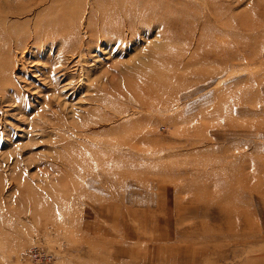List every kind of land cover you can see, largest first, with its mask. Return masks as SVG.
<instances>
[{
	"label": "rangeland",
	"instance_id": "obj_1",
	"mask_svg": "<svg viewBox=\"0 0 264 264\" xmlns=\"http://www.w3.org/2000/svg\"><path fill=\"white\" fill-rule=\"evenodd\" d=\"M0 264H264V0H0Z\"/></svg>",
	"mask_w": 264,
	"mask_h": 264
},
{
	"label": "bare ground",
	"instance_id": "obj_2",
	"mask_svg": "<svg viewBox=\"0 0 264 264\" xmlns=\"http://www.w3.org/2000/svg\"><path fill=\"white\" fill-rule=\"evenodd\" d=\"M155 11V10H154ZM124 19H126V18H124ZM118 37V36H117ZM120 38V37H119ZM155 63H156V61H155ZM155 63H152V64H155ZM152 64H151V66H149V68H148V74H150V73H153V72H155V70L156 69H158L159 68V66H155V65H153L152 66ZM146 70H147V68H146ZM156 73V72H155ZM155 73H154V76H155ZM159 74V73H158ZM157 75V74H156ZM163 75V76H162ZM165 74H161L160 75V77L159 78H163V77H165L164 76ZM154 76H152L153 77V79L155 80L156 78H154ZM149 77H147L145 74H140V71L139 70H136L134 73H132L131 75H129L128 77H127V86L129 87V93H133V96L135 97V96H137V94L139 93V94H141L142 92L144 93V94H146L145 96H147V97H150V96H152L153 94H154V92H155V90L156 91H158V89L160 88V85H158L159 84V82H158V80L155 82V83H158L157 85H153L154 84V82H153V84L152 83H150V85H149V82L147 83V81L150 79H148ZM146 80V81H145ZM153 80V81H154ZM139 82H142L143 84H141V83H139ZM148 85H147V84ZM146 84V85H145ZM152 84V85H151ZM115 88V87H114ZM152 88V90H150ZM119 88H116V90L114 91V92H116L117 93V95H120L121 97L123 96L122 94V92H121V90H118ZM153 89H155L154 91H153ZM150 90V91H149ZM158 95H159V93H158ZM144 96V95H143ZM141 98V97H140ZM153 98V97H152ZM136 99H137V101L138 100H140L139 99V96H137L136 97ZM146 99V98H145ZM147 100H149V102H150V98H147ZM139 105H142V106H147V101L146 100H143V101H140L139 103H138ZM140 107V106H139ZM108 113V112H107ZM114 115V114H113ZM133 137V136H132ZM137 137V136H136ZM142 137V136H141ZM101 144L102 145H109L110 147L108 148V149H106V148H103V150L105 151V152H108V154H115L114 156H116V157H123L125 154H127L128 152V149H125L126 147H124V146H126L125 145V141H123V140H121V139H119V140H113V141H111V140H109V141H104V142H101ZM85 154H87V153H84L83 154V157L85 156ZM114 164H112L111 166V168H117L118 167V165H119V162H113ZM115 166V167H114ZM123 166H121V169L120 170H123ZM118 171V170H117ZM117 171H114V172H110V174H108V177L110 178H112V179H116V180H123V178H122V172H117Z\"/></svg>",
	"mask_w": 264,
	"mask_h": 264
}]
</instances>
